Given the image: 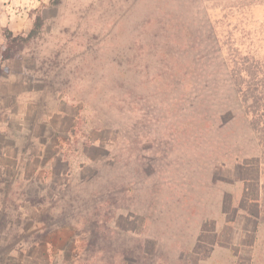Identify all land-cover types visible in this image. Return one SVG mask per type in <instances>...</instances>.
<instances>
[{"label": "rangeland", "instance_id": "rangeland-1", "mask_svg": "<svg viewBox=\"0 0 264 264\" xmlns=\"http://www.w3.org/2000/svg\"><path fill=\"white\" fill-rule=\"evenodd\" d=\"M1 1L0 264H264V0Z\"/></svg>", "mask_w": 264, "mask_h": 264}, {"label": "trees", "instance_id": "trees-1", "mask_svg": "<svg viewBox=\"0 0 264 264\" xmlns=\"http://www.w3.org/2000/svg\"><path fill=\"white\" fill-rule=\"evenodd\" d=\"M192 1L197 0H176L177 6L175 11H166L162 16V21H164V24H166V27H164V32L166 34L165 38L167 40V42H164L166 44L164 56L167 57L173 52L172 56H178L179 59L188 57V62L191 63V67L197 68L202 60L200 59V61H198L195 58V53L198 56L199 52L202 51V45L208 42H212L213 40H215L216 42L217 36L215 34L214 27L211 25V19L207 15L206 7L204 8L205 10L201 12L202 30H205L207 28L206 33L200 34V29H195V27H197L194 26L196 24V18L192 19L189 12V4ZM41 26L42 20L40 17H37L34 21L33 27L30 29L26 37H13L12 32L8 29H5L3 31V36L6 40L11 39L13 42L21 40L23 43H27L37 34ZM8 57L9 55L8 53H6L4 55V58ZM120 263H129L126 255H123Z\"/></svg>", "mask_w": 264, "mask_h": 264}, {"label": "crops", "instance_id": "crops-1", "mask_svg": "<svg viewBox=\"0 0 264 264\" xmlns=\"http://www.w3.org/2000/svg\"><path fill=\"white\" fill-rule=\"evenodd\" d=\"M4 10H5V6L2 3V10H0V44H2L4 41L3 36H2V31L4 29H8L9 31L12 30L11 23L10 22L5 23L6 21L4 20V17H5V11ZM254 200H255V198H254Z\"/></svg>", "mask_w": 264, "mask_h": 264}]
</instances>
